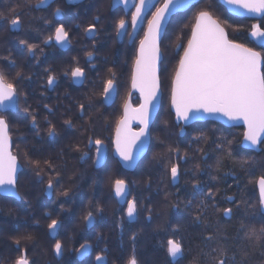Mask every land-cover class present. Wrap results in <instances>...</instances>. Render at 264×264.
Here are the masks:
<instances>
[{"label": "snow or ice", "instance_id": "snow-or-ice-1", "mask_svg": "<svg viewBox=\"0 0 264 264\" xmlns=\"http://www.w3.org/2000/svg\"><path fill=\"white\" fill-rule=\"evenodd\" d=\"M9 2V0H6ZM55 0H23V3H12L7 9V13L0 11V21L7 19L10 30H20L23 28L22 13L24 8L31 10V13L47 10ZM68 4L78 3L79 0H66ZM130 0H112L109 5V11L119 10L118 5L123 4L125 14L130 11ZM135 3V11L131 14L132 31L128 30V21L121 17L119 19L104 18L100 14L93 17V22L84 28V33L95 41L100 31H105L114 24L117 43H124V36L128 37L131 44L135 42V36L138 35L137 25L145 18V14L151 11V17L147 21V29L143 37L135 47V58L132 65L131 88L139 92L140 103L133 108L126 100L123 104V115L115 120L114 145L115 153L120 162L126 169H132L138 166V162L152 151L153 141L163 147L167 144V152H156L152 155L153 163L164 162L165 175L170 177V183L176 185L181 175L180 163L187 161V155H180L179 146H172L171 138L185 135L187 126L195 121H215L223 119L225 123L233 126L244 125L245 131L243 141L247 148L253 153L237 152L234 148V140L219 128L213 127L208 132L213 135L210 137L203 130H197L193 133L192 142L204 141L206 144L213 145L212 152L218 153L215 161V170L220 172L226 163L232 164V169L224 172V176H231L236 181L237 186L243 176L248 177V183H254L259 188V198L257 202L241 197L238 201L235 195L227 196L226 202L235 205L234 208L226 207L219 209L216 203V192L208 188L204 193V198L198 200L193 205L192 200H186L183 207L193 226L201 229L200 240L202 244L198 246V251L188 260L187 264H264V158H259L264 153V54L253 48L238 43L229 38V33L225 27H222L217 20L213 19L208 11H199L195 17V23L191 27V35L187 44L179 43L176 46L178 52L183 47V53L179 56L174 74L171 77L170 88V108L175 112V120L161 121L162 135L153 137V127L155 125V116L160 108L163 107L164 93L162 85L164 81L162 74L165 71L167 56L165 50L167 45L165 40L168 37L166 24L168 18L177 11L178 8L186 7L191 0H164L159 7L155 6V0H132ZM199 2V0H196ZM223 4L228 5L232 12H239L240 9L246 10L250 14H257L264 19V0H223ZM64 15V10L57 6L51 12V19L47 15L35 16L34 20H42L45 28H51L57 18ZM78 15V13H76ZM104 19V25H100ZM227 25L228 21H224ZM79 27V25H76ZM250 33L251 37L258 38V43L264 47V29L259 25L253 24ZM39 32L40 29H35ZM234 32L239 29H233ZM61 49L67 48L71 43V37L66 30L64 23H55L54 31L43 43L51 46L52 42ZM19 44L26 48L28 54L35 55L37 45L28 43L26 39H20ZM96 47V44H93ZM41 51H43L41 49ZM89 58V69L79 66L76 58H73L76 66L70 70V77L73 83L83 85L85 81L93 84L91 93L85 94V100L77 105V116L82 123L77 127L71 118L63 121V127L68 130L75 129L80 132V136L75 143L68 147L70 154L78 155L79 162L85 163L91 160L92 165L99 168L106 163L107 145L105 138L98 132V125L106 129L112 122L110 116H105L104 111L95 108L96 101L93 99L95 89L102 85L100 93L101 99L98 101L104 108L112 107L119 95V78L114 68L107 69V78L97 74L95 80H90L88 72L98 67L91 63L92 52L87 53ZM7 63L9 69L15 68L16 63L11 57L9 50L8 56L0 57V200L9 197L21 199L19 187L21 177L26 173L34 175L35 182L47 181L44 187L45 193L52 197L57 192V184L63 179V170L67 163L61 160L63 150L56 156L42 157L39 155L40 149L36 145H25L22 149L17 146L16 154L12 151V121L23 114L29 127L38 129L40 123L47 124L43 134L49 138V141L57 139L61 133L48 116L43 121L38 119L40 113L28 103V93L24 90L23 82L26 79L22 71H17L13 76L11 71H5L3 65ZM46 85L48 88H54L58 83L57 76L51 74L52 69L46 68ZM64 75L68 76V69H65ZM27 79H31L28 76ZM43 95V94H42ZM132 93L129 92V96ZM49 115L54 113V109L43 106ZM71 111V107L67 109ZM88 119L84 121L85 115ZM63 115V113H62ZM101 121L103 122L101 124ZM138 122V129L132 128V122ZM174 125H179V131H170ZM83 129V131H81ZM19 132V129H16ZM41 131L37 130L33 139L41 137ZM86 138V139H85ZM17 139H26L23 135H18ZM93 149L95 150L93 152ZM202 153L201 160L206 161L209 150L207 148L198 149ZM175 155V162L172 156ZM34 155L37 158H33ZM167 157V159H166ZM55 160H61V163H54ZM207 163L195 165L196 173H203L206 169L211 170ZM239 169V172L236 169ZM257 169L261 170L259 176H255ZM212 181H217L218 176H210ZM95 183V181H94ZM151 187V181H148ZM111 187L117 202L127 204L124 210V216L121 220L133 222L137 220L141 209L148 213L146 219L151 221L153 208L151 205L141 204L135 196L128 198L131 192L130 182L124 178H117L111 182ZM206 183L203 180H193L192 188L203 192ZM231 187V186H229ZM74 193L65 189L58 193L57 201L60 197L68 198ZM165 194V198L170 196ZM176 195H179V190ZM150 199V198H149ZM95 212L100 213L102 208L92 205ZM170 210L179 212L180 201L169 203ZM63 210V209H62ZM242 210V211H241ZM240 211V216L231 226L223 225L219 220L213 219L217 213H222L223 217L232 220ZM0 214L12 216L13 212L9 209L5 213L4 208L0 207ZM52 214L44 212L43 217L49 218ZM87 227H92L96 217L93 211L87 212L83 217ZM261 222L259 228L256 222ZM39 221H36L38 226ZM170 225V228H169ZM121 239H123L125 229L122 223H118ZM62 221L51 219L47 224L48 238L54 240L51 250L56 258H62L65 251V241L57 238L60 235ZM182 230V225L171 224L166 220L164 224L158 225L154 230L156 232H171L166 241L161 240L159 246L163 248L169 258V264H180L189 251L185 248L183 237L176 233ZM138 233L132 232L128 237L131 244V254L124 261V264H141L138 258L137 250ZM14 247L21 254L16 256L10 264H35L34 259H30L25 249L20 248L21 240L28 242L29 246L37 244V238L33 234L26 236L13 237ZM97 239H102L97 234ZM94 250L93 245L85 241L79 247L74 248L78 260L89 257ZM108 248L96 252L94 257H90L89 264H109L107 259ZM257 257H259L257 259Z\"/></svg>", "mask_w": 264, "mask_h": 264}, {"label": "trees", "instance_id": "trees-1", "mask_svg": "<svg viewBox=\"0 0 264 264\" xmlns=\"http://www.w3.org/2000/svg\"><path fill=\"white\" fill-rule=\"evenodd\" d=\"M23 3V0H0V11L7 13L8 7L12 3ZM35 3V0H32ZM208 11L229 33V38L236 40L238 43L245 44V46L255 49L256 51L264 54V47L254 43L249 38V33L252 30L251 26L257 23L262 29H264V19L251 20L242 19L229 15L226 10L219 4L218 0H200L195 6L184 13H178L172 16L168 26V37L165 40L167 48L165 54L167 56L166 68L162 74L164 81L163 93L168 94V82L171 81V77L174 74L175 67L178 63L179 56L183 52V47L176 51V46L179 43L186 44L190 35L191 27L194 24L196 14L199 11ZM31 10L24 8L22 13L23 28L20 30H10L8 21L11 19V15H8L7 19L0 21V57L8 56L9 50L11 57L16 63V67L9 69L8 64L5 63L3 67L6 71H11L14 76L17 71H22L25 80L23 82L24 90L28 93V103L36 109L40 115L38 119L43 121L45 116L56 125L57 131L61 135L54 141H49L46 134H43L47 128V124L40 123L38 129H33L28 126L27 120L23 118V114L16 117L12 121L13 131L10 133L12 136L13 144L12 151L16 154L17 146L22 149L25 145H36L41 151L39 153L42 157H56L63 150V156L61 160H66L67 163L63 170V179L57 184V192L53 193L52 197H49L44 187L47 181L45 177L44 182H35L34 175L32 173H26L21 177V184L19 192L21 199L16 200L13 198H6L0 200V207L4 208L5 213L10 209L13 212L12 216L0 214V264H10L11 260H14L16 256L21 253L16 250L13 243V237L26 236L33 234L37 238V244L35 246H29L28 242L21 240L20 248L25 249L30 259H34L35 264H89L90 257H94L96 252L104 248L105 245L108 248L107 259L109 264H124V261L131 254V244L128 237L132 232L138 233L137 238V250L138 258L141 264H169V258L163 248L159 246L161 240L166 241L167 236L171 232H156L154 231L158 225L164 224L166 220L171 224H181L182 230L176 233L177 236L183 237L185 248L189 251L180 264H187L188 260L198 251V246L202 244L200 240L201 229L197 226H193L189 215L183 207V203L186 200H192L193 205L204 198V193L210 187L216 192V203L219 209L226 207L234 208L235 205L226 202L227 196L235 195L239 201L241 197L249 199L252 202L258 201L257 185L254 183H248V177L243 176L239 186L231 176H224L223 173L232 169V164L226 163L223 170L217 172L215 170V161L218 153H214L211 149L213 145L206 144L204 141L192 142L193 133L197 130H203L210 137L213 135L208 132V129L216 127L224 131L229 139L234 140V148L237 152H247L249 155L253 153L250 150L244 149L241 146L243 138V127H225L219 123L213 121L195 122L189 125L185 129V135L171 138L172 146H179L180 155H187V161L180 163L181 175L176 185H169V178L166 177L164 171V162L159 164L153 163L151 157L156 152H167V144L163 147L153 141L152 151L146 156V161L140 162L136 169L132 172L125 171L120 165L113 159L112 154L109 152V159H106V163L102 164L99 168L92 165L91 160L81 163L79 162L78 155L75 153L70 154L68 147L71 143H75L80 136V132L75 129L68 130L63 127V121L71 118L74 125L79 127L82 123L81 119L77 116V105L79 102L85 100V94L91 93L93 90V84L85 81L80 87L70 85L71 94L70 101L63 94H59L57 99L54 97H42L40 93V20L32 19V15L40 16V12L31 13ZM228 21L226 25L224 21ZM233 29H239L234 32ZM20 39H26L28 43L36 44L37 50L35 55L28 54L26 48L19 44ZM105 47V46H104ZM97 50V49H96ZM101 48L98 52H101ZM47 64H44L46 66ZM31 76V79H27ZM92 78H95L94 76ZM167 86V89L165 87ZM102 89V88H101ZM119 87V95L116 98V102L112 107L104 108L98 101L100 97V87L95 89V95L93 99L96 101L95 108L90 110L95 113L96 109L104 111L105 116H110L112 119L111 124L106 128L98 125V132L102 134V138L108 140L112 135L114 129L115 120L120 116V110L117 109V101H119L120 94H126L127 90L121 91ZM41 97L43 99H41ZM52 98V99H51ZM41 101V103H40ZM133 102H138V98L135 95ZM41 104V105H40ZM168 97L163 100V107L160 108L157 117L155 119V125L153 127V137L162 135L161 121L168 120L173 121V115L169 109ZM54 109V113L49 115L47 110L43 107ZM71 107V111L67 109ZM63 113V115H62ZM88 119L86 114L84 121ZM103 122L101 121V124ZM41 127V128H40ZM19 129V132L16 131ZM39 130L42 135L39 139L34 140L33 136L35 132ZM170 131H179V125H174ZM83 131V129H81ZM18 135H23L26 139H17ZM86 139V138H85ZM207 148L209 155L206 161L201 160L202 153L198 149ZM110 150V144H109ZM111 151V150H110ZM33 158H37L35 155ZM259 158H264V153H261ZM167 159V157H166ZM61 160H55L54 163H61ZM172 161L175 162V155L172 156ZM212 166L209 171L206 169L203 173L195 174L197 164H204ZM239 172V169H236ZM140 172L143 174L141 178L136 179L134 175ZM163 174L162 176H159ZM261 170L257 169L255 176H259ZM210 176H218L217 181H212ZM117 178H124L130 182L131 192L129 198L136 197L135 191L137 190V181H142L143 189L148 181H151V190H155V195L151 198V201L157 210H153L151 221L146 219L141 211L137 220L128 222L127 220H121L124 216L125 207L117 202L111 182ZM203 180L206 183L204 191L194 190L192 188L193 180ZM95 181V183H94ZM231 186V187H229ZM65 189L71 190L74 195L65 198L60 197L57 201V195L63 192ZM179 190V195H176ZM171 195L165 198V194ZM180 201V211L175 212L168 207L169 203H175ZM95 205L103 209L102 212L97 213L94 210ZM63 209V210H62ZM93 211L96 220L92 227H87L83 217L87 212ZM242 211V210H241ZM44 212H50L52 215L45 219L43 217ZM142 214V215H140ZM240 211H237L236 216L232 220L223 217L222 213H217L213 219L219 220L223 225H233L236 219L240 216ZM51 219H59L62 221V228L60 229V235L57 237L65 241L66 247L62 258H56L51 250V245L54 240H49L47 224ZM36 221H39L38 226ZM118 223H122L125 229L123 239H121L120 228L117 227ZM261 222H256V227L259 228ZM170 228V225H169ZM97 234H100L102 239H97ZM85 241L90 242L94 250L90 253L89 257L82 260H78L74 248L79 247L81 243ZM259 257H257L258 259Z\"/></svg>", "mask_w": 264, "mask_h": 264}, {"label": "flooded vegetation", "instance_id": "flooded-vegetation-1", "mask_svg": "<svg viewBox=\"0 0 264 264\" xmlns=\"http://www.w3.org/2000/svg\"><path fill=\"white\" fill-rule=\"evenodd\" d=\"M138 2V0H135ZM112 3V0H79L78 3L68 4L66 0H55V2L51 5V7L47 10V13L40 11V15H47L49 19H51V12L57 6L61 7L64 10V15L60 18H57L55 23H64L66 30L69 31L72 43L64 49L59 48L55 45V42H52L51 46H46L43 41L52 34L54 31L55 23L51 28H45L43 26V21L40 20V93H42V97H58L59 94H63L70 101L71 94L73 93L70 90V85L75 87H80L82 85H77L72 82L70 77V70L73 66H76L73 58H76V61L79 62V66L85 67V70L89 69V58L87 53L92 52L93 56L91 58V63L98 65L92 71L88 72L89 79L95 80L97 78V74H99L103 78H107V69L114 68L118 74L119 81H124L125 73L130 71V79L132 73V65L133 60L135 58V47L138 46L139 40L143 37L144 31L147 27V21L151 17V11H155L153 7L151 11L145 14V18L143 21L137 25L138 35L135 36V42L131 44L128 40L127 36H124L123 44L117 43V38L115 35L114 24L109 26L105 31L98 32L95 41L87 36L84 33V28L91 22H93V17L97 14H100L104 18H111L113 21L115 19H119L121 17L125 18L128 21V30L132 31L131 26V14L132 11H135V3L132 2L129 4L130 11H127L125 14L124 5H118L119 10H114L113 12L109 11V5ZM156 7H159L157 3H155ZM78 13V15H76ZM79 25V27H76ZM104 25V19L101 20L100 25L98 27ZM251 33V31H250ZM249 33V35H250ZM250 38V36H249ZM96 44V47H93V44ZM105 46V47H104ZM101 48V52H98V49ZM41 49L43 51H41ZM97 49V50H96ZM44 64H47L44 66ZM46 68H51L53 75L57 76L58 83L54 88H48L46 85L47 76L49 73L45 72ZM68 69L69 75L65 76L64 71ZM6 71V70H5ZM95 78H92V77ZM102 85L100 86V90ZM138 95L134 93L131 96V104L136 107L139 103H135L132 101L134 96ZM41 97V99H43ZM127 97V96H126ZM52 99V98H51ZM139 102V98H138ZM41 103V101H40ZM41 105V104H40ZM173 115V114H172ZM174 119V116H173ZM41 128V127H40ZM138 128V127H135ZM146 157H144L140 162L144 161ZM115 159V158H114ZM116 160V159H115ZM147 160V159H146ZM117 161V160H116ZM118 162V161H117ZM120 165V164H119ZM121 166V165H120ZM122 168V167H121ZM123 169V168H122ZM136 169V168H135ZM163 174L159 175L162 176ZM143 174L137 172L134 177L138 180L141 178ZM167 177V175H166ZM169 185L170 177L168 176ZM137 190L135 191L137 200L143 205H151L153 210H157L154 207L151 198L155 195L156 191L153 189L150 191V187L148 184L145 185L146 189H143V182L137 181ZM258 192V191H257ZM114 194V192H113ZM150 198V199H149ZM259 198V196H258ZM117 200V199H116ZM122 206L127 207V204H121ZM142 213L146 217L148 215L145 209H141ZM142 215V214H140Z\"/></svg>", "mask_w": 264, "mask_h": 264}, {"label": "water", "instance_id": "water-1", "mask_svg": "<svg viewBox=\"0 0 264 264\" xmlns=\"http://www.w3.org/2000/svg\"><path fill=\"white\" fill-rule=\"evenodd\" d=\"M159 0H155V3H157ZM163 2H164V0H163ZM163 2H162V4H163ZM199 2H200V0H199ZM199 2H196V0H191V2L186 6V7H181V8H178L177 9V11H175L174 13H172V15L168 18V23L166 24V28H167V26H168V24H169V22H170V20H171V18H172V16H174V15H176V14H178V13H184V12H186V11H188L189 9H191L193 6H195L197 3H199ZM218 2H219V4L226 10V12L229 14V15H231V16H234V17H237V18H242V19H251V20H259V19H261V17L260 16H258L257 14H250V13H248L246 10H244V9H240L239 10V12L237 13V12H232L231 11V8L228 6V5H226V4H223V0H218ZM130 3H132V0H130V2H129V4ZM123 5V4H122ZM213 17V16H212ZM213 19H215L214 17H213ZM216 20V19H215ZM218 22V21H217ZM141 23V22H140ZM140 23H138V25L140 24ZM194 23H195V20H194ZM219 23V22H218ZM222 26V25H221ZM223 27V26H222ZM146 29H147V27H146ZM145 29V30H146ZM190 35H191V32H190ZM250 36V35H249ZM190 37V36H189ZM250 39L254 42V43H256V44H258V45H260L257 41H258V38H255V37H251L250 36ZM261 46V45H260ZM132 74V73H131ZM78 85V84H77ZM129 92H131L132 93V95L134 94V93H136L137 95H138V98H139V92H137V91H135L134 89H132L131 88V82H130V91ZM131 95V96H132ZM131 96H129V94H128V96H127V101L129 102V104L131 105V107H133V108H135L134 106H132V104H131ZM139 103H140V99H139ZM139 105V104H138ZM137 107V106H136ZM169 108H170V103H169ZM160 110V109H159ZM159 110H158V112H159ZM170 111H171V113L173 114V116H174V120H175V112H174V110H171V108H170ZM158 112H157V114H158ZM157 114H156V116H155V119H156V117H157ZM122 115H123V109H122ZM206 120H203V121H195V122H205ZM195 122H193V123H195ZM213 122H216V123H219V124H221V125H223V126H225V127H240V126H242L243 127V134H244V131H245V128H244V125H243V123L241 122L240 124H238V125H235V126H233V125H231V124H227V123H225L224 122V120L223 119H219V120H215V121H213ZM135 127H139V125H138V122L137 121H133L132 122V128L134 129ZM138 129V128H137ZM134 130H136V129H134ZM113 138H114V133H113ZM113 140V139H112ZM242 141H243V138H242ZM241 146H242V148H244V149H247V150H249L248 148H247V146H246V143H241ZM112 147H113V149H112V156H113V158H115L117 161H118V163L121 165V167L124 169V170H126V171H129V172H132V171H134L135 170V168H132V169H126V168H124L123 167V165H122V163L120 162V160H119V157H118V155H116V153H115V149H114V145H113V143H112ZM139 163V162H138ZM257 190H258V196H259V188H258V185H257ZM9 198H13V199H16L15 197H9ZM17 200V199H16ZM84 258H86V257H84Z\"/></svg>", "mask_w": 264, "mask_h": 264}, {"label": "rangeland", "instance_id": "rangeland-1", "mask_svg": "<svg viewBox=\"0 0 264 264\" xmlns=\"http://www.w3.org/2000/svg\"><path fill=\"white\" fill-rule=\"evenodd\" d=\"M162 2H163V0H159L158 2H157V4H158V6L159 5H161L162 4ZM254 24H257V23H254ZM258 25V24H257ZM191 32V31H190ZM190 36V35H189ZM188 39H189V37H188ZM186 44H187V42H186ZM185 44V45H186ZM183 53V52H182ZM120 82V85H119V87H120V89H122L121 91H125V90H127V92H126V94L124 95V93L122 94H120V97H119V101H117V109L118 110H120V116L122 115V109H123V104H124V102L126 101V99H127V97L126 96H128V94H129V91H130V82H131V79H130V71H129V69H128V71L125 73V78H124V81H119ZM170 88H171V81H169L168 82V89H169V92H168V94L167 95H165V93H164V97H163V100L165 99V97H168V101H169V103H170ZM167 89V86L165 87V89L164 90H166ZM162 90H163V86H162ZM101 91H102V89H101ZM101 91H100V93H101ZM133 99H134V97L132 98V101H133ZM137 103H139V102H137ZM136 103V104H137ZM169 105V104H168ZM170 109V108H169ZM119 116V117H120ZM114 129H115V125H114ZM114 129H113V131H112V135L110 136V139L108 140V138L107 139H105V144L107 145V155H109V152L112 154V149H113V147H112V139H113V133H114ZM134 129H137V128H134ZM109 144H110V150H109ZM95 150L93 149V152H94ZM113 156H111V159H113L112 158ZM110 157L108 156L107 157V159H109ZM113 160H115V159H113ZM116 161V160H115ZM144 161H146V158L144 159ZM117 162V161H116ZM117 164L119 165V163L117 162ZM126 171V170H125ZM128 198H129V196H128ZM130 199V198H129ZM84 259V258H83Z\"/></svg>", "mask_w": 264, "mask_h": 264}]
</instances>
